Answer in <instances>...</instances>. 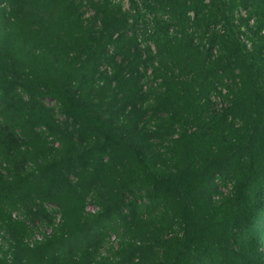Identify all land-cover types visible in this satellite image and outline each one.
<instances>
[{"label": "trees", "instance_id": "obj_1", "mask_svg": "<svg viewBox=\"0 0 264 264\" xmlns=\"http://www.w3.org/2000/svg\"><path fill=\"white\" fill-rule=\"evenodd\" d=\"M126 1L0 0V264H264V0Z\"/></svg>", "mask_w": 264, "mask_h": 264}, {"label": "rangeland", "instance_id": "obj_2", "mask_svg": "<svg viewBox=\"0 0 264 264\" xmlns=\"http://www.w3.org/2000/svg\"><path fill=\"white\" fill-rule=\"evenodd\" d=\"M119 1V0H117ZM121 2V5L123 6V9L124 10H128V2L126 0H120ZM240 15L236 13V23L237 24H242V23H245L243 22V19H240L241 16L243 17H246L245 16V12L244 11H240ZM41 102L44 104L45 108L47 111L50 112V114L59 122H61L62 124L64 125H68L70 123L69 120L66 119V117L64 116V114L61 112V109H60V105L54 101L53 99H50V98H46L44 100H41ZM73 180H75L73 177H72ZM229 186V185H228ZM223 190H227V187H223ZM47 208L49 209V211L52 213V215L54 216V218L56 219V221H59V218H60V210L59 208H57L56 206L52 205V204H47L46 205ZM88 210L90 211H97L98 210V207L93 205V204H90L88 206ZM175 226V224H173ZM175 231L179 230L177 226L174 227ZM45 232L44 228H40V230H36L35 233H34V236H32L33 239H36V238H41L42 237V234ZM172 232L171 230L169 231V233ZM115 235H112L111 236V241L113 242V240H115Z\"/></svg>", "mask_w": 264, "mask_h": 264}]
</instances>
